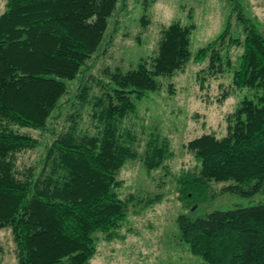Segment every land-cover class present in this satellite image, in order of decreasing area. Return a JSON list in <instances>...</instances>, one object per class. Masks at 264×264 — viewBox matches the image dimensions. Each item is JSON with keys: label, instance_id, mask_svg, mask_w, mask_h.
<instances>
[{"label": "trees", "instance_id": "obj_1", "mask_svg": "<svg viewBox=\"0 0 264 264\" xmlns=\"http://www.w3.org/2000/svg\"><path fill=\"white\" fill-rule=\"evenodd\" d=\"M4 1L0 231L11 229L18 264H91L98 234L107 240L120 236L135 205L149 207L162 199L121 196L120 172L128 161L140 160L151 172L174 155L169 137L158 132L141 152L138 133L124 123L136 116L139 101L163 87L162 77L185 70L196 25L173 21L161 29L155 52L136 67H105L99 77L90 62L107 47L109 21L126 0ZM238 18L243 37L233 36L228 24L193 57L208 61L197 73L202 90L210 79L232 73L230 84L220 85L219 102L232 89L254 92L228 113L225 134L205 132L184 144L196 164L175 179L180 196L193 205L210 197L212 181L244 197L264 193V33L242 11ZM119 22L116 17L114 30ZM233 47H242L235 60ZM65 110L67 125L51 127ZM27 129L50 139L42 141ZM40 147L44 151L35 163L18 165L19 154ZM177 224L180 242L206 264H264L262 202L197 218L180 214Z\"/></svg>", "mask_w": 264, "mask_h": 264}, {"label": "rangeland", "instance_id": "obj_2", "mask_svg": "<svg viewBox=\"0 0 264 264\" xmlns=\"http://www.w3.org/2000/svg\"><path fill=\"white\" fill-rule=\"evenodd\" d=\"M4 7L3 0L0 2V13ZM241 11L264 33V0H126V6L119 4L105 34L107 47L98 59L90 62L93 63V73L99 77L104 76L105 67L122 70L136 67L142 58L155 52L161 29L173 21L194 23L196 28L191 36L192 59L185 70L172 77H162L163 87L139 101L136 116L126 119L124 123L138 133L141 152L151 133L158 132L169 137L174 155L167 160L166 167L151 172L140 160L128 161L120 172L125 182L120 194L124 198L131 194L141 198L147 194H161L162 199L149 207L135 205L119 230L120 236L107 240L98 234L97 252L91 264H206L200 256L190 251L187 244L180 242L178 216L187 214L197 218L214 210L264 203V193L244 197L222 191L226 183L212 181L210 197L201 204L193 205L180 196L175 179L183 168L188 169L196 164L193 154L184 144L205 132H216L219 136L225 134L228 113L243 98L254 95L247 88L232 89V94L219 102L220 85H229L232 73L210 79L202 90L197 73L207 67L208 61L193 59L197 51L222 33L228 24L233 36L243 37L244 26L238 18ZM143 16L146 17V24L142 22ZM116 17L120 22L114 30ZM241 52L242 47H233L232 58L237 59ZM78 83L79 80H76L71 85L74 87ZM169 84L173 85L172 91ZM66 113L67 110L50 126L58 124L62 128L67 125ZM27 130L42 141L50 139L47 135L44 138L37 130ZM43 151L44 147H40L19 154L18 165L23 167L35 163ZM15 249L11 229H2L0 264H18Z\"/></svg>", "mask_w": 264, "mask_h": 264}]
</instances>
